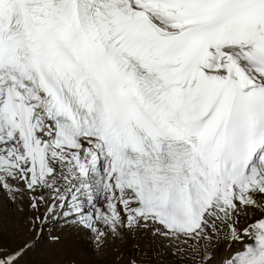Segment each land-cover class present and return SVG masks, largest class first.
Segmentation results:
<instances>
[{"label": "snow or ice", "instance_id": "obj_1", "mask_svg": "<svg viewBox=\"0 0 264 264\" xmlns=\"http://www.w3.org/2000/svg\"><path fill=\"white\" fill-rule=\"evenodd\" d=\"M44 241L264 264V0H0V264Z\"/></svg>", "mask_w": 264, "mask_h": 264}, {"label": "rangeland", "instance_id": "obj_2", "mask_svg": "<svg viewBox=\"0 0 264 264\" xmlns=\"http://www.w3.org/2000/svg\"><path fill=\"white\" fill-rule=\"evenodd\" d=\"M43 211V209H41ZM60 228V223L57 221H50L48 225L45 226V234H47L48 231H53V230H59ZM72 234L73 239H77L75 235V230L73 229H65L64 235L66 239L69 237V234ZM143 242V241H142ZM136 243V238L133 237L132 235H128L126 237V241L124 244L120 245L121 250L125 252V259L127 258L128 255L134 254L133 253V245ZM44 244L46 245L45 251L46 252H51L50 260L52 264H59L60 262V256L56 252L52 250V246L47 245V241H44ZM80 244H82L85 248H88L89 246L84 243L83 241H80ZM72 254L74 257H76L78 260L80 258V247L79 246H74L72 249ZM83 264H87V262H83ZM91 264H117L115 260V253L109 250V254L106 256H100L96 257ZM120 264H124L123 261L120 262ZM168 264H180V261L178 259H172L169 258Z\"/></svg>", "mask_w": 264, "mask_h": 264}, {"label": "bare ground", "instance_id": "obj_3", "mask_svg": "<svg viewBox=\"0 0 264 264\" xmlns=\"http://www.w3.org/2000/svg\"><path fill=\"white\" fill-rule=\"evenodd\" d=\"M248 222H249V216H247V215L242 216L241 223L246 224ZM227 254H228V252L224 246L219 247V249H218V255L219 256H225ZM186 264H190V262H186Z\"/></svg>", "mask_w": 264, "mask_h": 264}]
</instances>
